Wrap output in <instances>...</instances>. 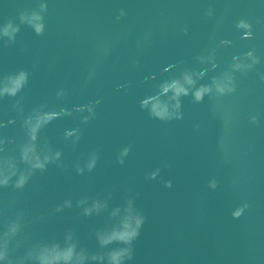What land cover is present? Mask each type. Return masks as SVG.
Returning <instances> with one entry per match:
<instances>
[{
    "label": "water",
    "instance_id": "1",
    "mask_svg": "<svg viewBox=\"0 0 264 264\" xmlns=\"http://www.w3.org/2000/svg\"><path fill=\"white\" fill-rule=\"evenodd\" d=\"M34 11L43 17L39 34L27 22ZM241 20L248 27H237ZM5 24L16 31L0 36V88L21 70L27 79L15 96H0V138L15 141L0 156L18 163L23 117L53 111L61 114L35 143L61 155L22 189L0 187V225L20 215L48 257L57 253L51 245L67 242L106 258L127 247L100 240L130 230L123 209L131 200L145 220L125 264H264V0H0ZM233 63L252 67L233 71ZM185 70H203L193 88L229 71L235 90L197 102L190 89L179 97L180 117L168 120L141 107ZM93 201L106 206L85 215Z\"/></svg>",
    "mask_w": 264,
    "mask_h": 264
},
{
    "label": "clouds",
    "instance_id": "2",
    "mask_svg": "<svg viewBox=\"0 0 264 264\" xmlns=\"http://www.w3.org/2000/svg\"><path fill=\"white\" fill-rule=\"evenodd\" d=\"M45 9V6L41 4V11ZM123 9L119 10V15H123ZM207 15H212V9H208ZM23 18V17H22ZM119 18V16L117 17ZM27 22L32 26L33 30L38 34L43 31V17L39 12H32L27 17ZM237 27H248L247 23L243 20L238 21ZM16 28L10 24H5L0 27V36H7L12 39ZM250 32H245L244 36H250ZM221 43H228L227 41H221ZM252 59V63L256 62V57H253L251 52L246 54ZM238 58L233 57L236 61ZM215 67V65H213ZM231 69L238 70L243 67H252V64L242 65L240 63H233ZM193 75L202 76L203 70L199 73L189 72L187 70L182 71L179 77L170 81H164L159 85V91L151 96H147L140 101L141 107L146 108L149 114L157 119L168 120L173 117L179 118L181 113L179 112L181 95H187L189 90L192 91V97L195 101L199 102L206 94L213 91L218 95H226L232 93L235 90V81L231 72L226 71L219 77H213L211 84H202L193 88L195 81ZM27 79V74L21 70L18 73L10 74L7 80L10 87L0 88V96L5 94L9 96H15L20 88L24 85ZM264 80V77H261ZM171 92V95L164 101L160 99L162 95H166ZM84 107V106H82ZM64 110L61 109V112ZM89 113L92 112V108H88ZM60 112H42L34 113L23 117L22 127L24 128L27 140L17 145L16 151L18 152V163L26 165L25 168H19L17 159L15 156L3 155L0 156V187L11 185L15 189H22L28 182L30 176L34 170L43 171L46 165L50 162L58 161L60 158V152L50 151H38L36 146L37 132L43 124H46L49 120L60 115ZM88 119V117H85ZM250 119L255 122L256 117L252 116ZM9 124L13 123L10 119ZM4 127V123L0 122V128ZM74 130H65V136H72ZM14 138H0V153H4L8 148V145L14 144ZM128 148L125 147L121 156L126 155ZM96 162V157L93 155L86 163V167L90 170ZM123 163L121 159L119 161ZM77 171H82L77 167ZM157 171H159L157 169ZM156 172L150 173V178H154ZM15 178V179H13ZM166 186H170V182L165 183ZM212 187H215V182L211 183ZM83 203V201H79ZM64 206H70V201H64ZM103 202L93 201L90 207L83 209L84 214L88 215L93 210H98L105 207ZM60 205H57L56 210H60ZM248 205L244 204L233 209L232 215L234 218L239 217ZM120 211V209H114L113 214ZM126 214V219H130L133 224L130 230L124 231L120 235H111L100 240V243L108 244L113 239L121 240L127 247L120 248L118 250H110L107 256H85L83 251L76 252L75 244H69L66 242L65 248H61L58 243L51 245V248L57 249L55 256L48 257L45 253L48 251L49 246L46 244H39L31 242L28 234L26 233L27 222L22 221L20 215H16L9 219L5 224L0 225V264H87L88 260L103 262V264H125L126 260H131L133 256L132 242L140 233L141 226L144 223L145 217L139 211L135 210L132 205V201L129 200L125 208L123 209ZM73 255L76 259L73 260Z\"/></svg>",
    "mask_w": 264,
    "mask_h": 264
}]
</instances>
